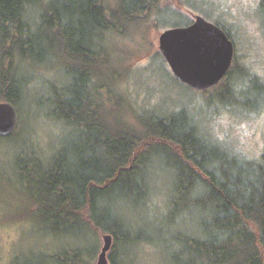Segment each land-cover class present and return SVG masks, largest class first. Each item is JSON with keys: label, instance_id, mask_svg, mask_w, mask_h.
<instances>
[{"label": "trees", "instance_id": "1", "mask_svg": "<svg viewBox=\"0 0 264 264\" xmlns=\"http://www.w3.org/2000/svg\"><path fill=\"white\" fill-rule=\"evenodd\" d=\"M156 2L117 0L108 9L103 0H0V101L12 103L18 119L36 70L59 62L70 81L39 103L47 116L75 132L65 145L51 147L43 163L33 164L34 152L24 144L22 128H15L0 136L5 145L0 163L29 183L27 194L43 228L73 240L52 253L58 264L78 258V230L93 232L94 254L96 232L110 233L109 263L120 264L115 244L140 238L132 235L121 208L130 201L146 204L154 162L158 167L162 162L161 169L174 179L168 223L192 210L204 214L198 221L201 233L177 231V264H264V151L250 159L226 149L200 134L192 119L154 116L139 121L142 128L136 130L102 114L101 74L112 79L118 74L111 64V38L138 24ZM233 61L219 82L224 87Z\"/></svg>", "mask_w": 264, "mask_h": 264}, {"label": "rangeland", "instance_id": "2", "mask_svg": "<svg viewBox=\"0 0 264 264\" xmlns=\"http://www.w3.org/2000/svg\"><path fill=\"white\" fill-rule=\"evenodd\" d=\"M103 1L108 9L117 4V0ZM190 13L212 23L218 21L230 35L235 60L225 87L220 82L205 90L190 88L174 77L159 52V33L190 24ZM111 39V64L118 74L113 79L105 71L101 74L106 83L101 89L105 119H122L136 130L142 128L139 121L154 116L192 119L198 132L213 143L250 159L260 157L264 151L263 0H157L155 8L138 24ZM53 63L36 70L19 106L16 131L22 128L21 138L28 152H34L33 164L43 163L51 147L65 145L75 134L70 126L52 120L58 119L54 115L47 116V107L39 103L57 91L61 93L70 81L59 71V62ZM227 87L231 91L224 90ZM161 168L162 162L159 167L154 162L153 172L148 174L146 204L138 207L130 201L121 208L132 235L140 238L130 245L121 241L115 244V258L120 264H177L175 253L181 249L175 238L177 231L201 233L198 221L204 214L197 210L176 215V223L173 219L168 223L174 179ZM12 172L0 163V264H58L52 253L62 252L73 240L54 237L43 228L27 194L29 183L19 178L17 170L15 175ZM75 236L81 248L72 263L95 264L102 245L100 233L95 236V254L93 232L78 230Z\"/></svg>", "mask_w": 264, "mask_h": 264}, {"label": "water", "instance_id": "3", "mask_svg": "<svg viewBox=\"0 0 264 264\" xmlns=\"http://www.w3.org/2000/svg\"><path fill=\"white\" fill-rule=\"evenodd\" d=\"M185 26L164 29L157 37L158 49L174 77L195 90L217 85L231 67L234 46L226 31L201 15L192 14ZM17 112L8 101H0V136H8L17 126ZM102 245L95 264H110L113 244L110 233L101 232Z\"/></svg>", "mask_w": 264, "mask_h": 264}]
</instances>
